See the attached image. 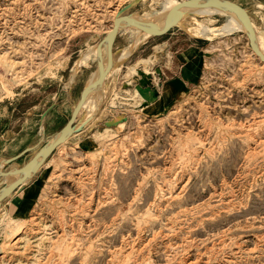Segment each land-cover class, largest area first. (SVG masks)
Returning a JSON list of instances; mask_svg holds the SVG:
<instances>
[{"label":"rangeland","instance_id":"obj_1","mask_svg":"<svg viewBox=\"0 0 264 264\" xmlns=\"http://www.w3.org/2000/svg\"><path fill=\"white\" fill-rule=\"evenodd\" d=\"M239 1L264 36V0ZM160 3L0 0L7 148L35 147L22 156L32 159L70 117V104H59L35 124L73 83L80 53L106 38L116 16L137 14L133 20ZM229 17L192 15L161 49L142 55L141 70L160 91L155 109L135 108L137 73H119L130 86L118 83L110 111L55 147L57 166L42 168L29 213L0 216V264H264V62L237 26L205 38L197 24L217 31ZM58 103H67L64 95Z\"/></svg>","mask_w":264,"mask_h":264},{"label":"water","instance_id":"obj_2","mask_svg":"<svg viewBox=\"0 0 264 264\" xmlns=\"http://www.w3.org/2000/svg\"><path fill=\"white\" fill-rule=\"evenodd\" d=\"M228 7L224 10L229 15L237 16L236 12L240 15V20L246 30V38L248 40V46L251 51L264 62V51H262L256 44V29L253 19L248 9L239 0H184L178 2V4L164 6L159 5L149 9L143 16L142 28L140 38L135 46H130V43L116 44V38L119 34L118 21L122 20L121 16H116L112 22L111 32L103 40L98 41L90 50L83 52L74 62V70L72 80L75 81L78 73L81 58L88 56V76L83 84L80 98L83 94L87 93V105L85 112L80 116L79 120L74 121V115L78 109V102L74 104L72 114L66 121L64 126L57 131L39 150L34 161L31 165L27 164L19 168L10 170L8 173H0L4 176H15L26 170L29 166L28 174L21 181H14L11 184L0 188V199L6 196L16 194L26 187H28L36 174L45 165L54 151L55 147L63 142H70L76 139L98 116L101 109V95L103 91L102 82L106 74L110 69L117 68L124 65L133 57L138 55L143 49L158 35L163 34V31H150V27L155 22L156 18L161 14L170 15V18L166 24L165 30H170L176 22L184 17H188L197 14L203 10L214 9L223 10V7ZM104 49H110L116 56L110 61L101 63L100 53ZM137 84L135 90L138 95L143 99V104L153 102L156 99L157 93L155 89L150 87V75L138 70ZM90 103L93 104V108L90 107ZM27 148L19 152L17 155L9 158L6 164H10L15 160L22 157L29 150L34 149Z\"/></svg>","mask_w":264,"mask_h":264},{"label":"crops","instance_id":"obj_3","mask_svg":"<svg viewBox=\"0 0 264 264\" xmlns=\"http://www.w3.org/2000/svg\"><path fill=\"white\" fill-rule=\"evenodd\" d=\"M177 1L181 2V1H184V0H177ZM161 4L162 3H160L158 5H161ZM155 6H157V5L156 4L151 5L148 9H146L145 11H142V13H140V14L141 15H145L146 12L150 8L155 7ZM129 8H131V6H129ZM133 8H134V5H133ZM194 15H200V14H194ZM120 16L122 17V20L118 21L119 34H118V36L116 38L115 43L116 44L130 43L131 45L135 46V43L137 41H139L141 28L140 29L129 28V29H131L133 31V38L128 39L126 35H127V30H129V29H126L125 26H127L128 21L131 18H133L134 16H137V14H135V15L133 14L132 15V13H130V14L124 13V14H122ZM138 16H140V15H138ZM189 17H192V15L179 19L176 22V24L170 30H167V31H165V29H163L166 26L161 27V28L150 27V31H158L159 29H163L164 33L161 34V35H158L156 38H154L143 49V51H141L140 54H138L135 57H133L127 63H125L124 65H121V66H119L117 68L110 69V71L106 74V76H105V78L103 79V82H102L103 91H102V95H101L102 104H101L100 112H99L97 118L88 127H90L92 124H94L96 121H98L100 116H102L103 114H106V113H108V111H110V108H108V103H109V100H110V96H112V92H114L116 90V88L118 86V83H119L120 86L123 85L124 88H126L123 91H126L127 88L130 86L129 79H125L123 77V73L127 72L132 67L135 68L136 72L138 70H141V66H142L141 65V61H146L147 60V59L140 60L142 55L146 54V52H151V51L154 52L155 49H161L160 45L162 44L161 43L162 40L164 38L170 36V34L172 35L174 33V30H175L176 26L178 27L179 25L184 23L187 20V18H189ZM110 28H112V25H111ZM255 28H256V25H255ZM109 33L110 32H107L106 35H108ZM94 45L88 47L85 51H87L88 49L92 48ZM85 51H83V52H85ZM82 53H80V55ZM180 55H182V54H180ZM100 58H101V63H105L107 61L112 60L113 58H116V56L111 50L104 49L100 53ZM86 59H88V58H86ZM86 59L83 60L85 64L83 62L79 63L80 64V68H79V73H78V76H77L76 80L73 81V83L64 86L62 88V90L59 93L56 94V100L54 99L53 102H50V104H48L49 106L46 108V110H43L41 112V114L38 116V119H37L35 124H37V122H39L42 118H43V120L47 119V121H49V118L53 117L55 115L53 113L49 114L53 110V106H59V104H60L61 107H63L65 104L66 105L70 104L69 105V111H70L69 112V116H71L73 106L79 100L81 92H82L83 84H84V82H85V80H86V78L88 76V70H87L88 69V60H86ZM177 59H180V58L178 57ZM150 60L151 59H149V62H150ZM72 70H74V67H73ZM141 71H143V70H141ZM155 71H156V73L158 75V79L160 81L162 80L163 82H165L167 80L166 76H167L168 73L165 70H163L162 68L161 69L157 68ZM120 72H123L122 75L119 74ZM143 72H145V71H143ZM147 74L150 75V87L152 89L156 90V93H157L156 99L153 102L147 103L146 105L143 104V99H140L137 102V105H136L135 108H139V110L151 111V110L155 109L156 107L160 106V98H161V96H160V91L158 90V88H156L154 86L156 84V82H155L156 78H155V80L154 79L152 80L153 77L151 76V74L150 73H147ZM138 78H139V76H136V78H134V80L137 82ZM72 79L73 78H71V80ZM63 95H64V99L66 100L67 103H58L59 100L61 99V96H63ZM86 102H87V100H86ZM83 107L86 108V105L85 104L82 105V107H81V109L78 112L76 117L80 118L81 110H82ZM120 111H122L121 113H122V115H124L123 114L124 113L123 107H120ZM41 122H42V120H41ZM63 126H64V124L62 125V127ZM88 127L80 135H82L88 129ZM2 138H3V136L0 135V173H2V174L8 173L12 169L19 168L21 166L29 164L30 161L37 155L36 154L35 156H33L32 159H30V160H24L21 157V158L15 160L14 162H12L10 164H6V161L9 158L17 155L21 151H16L14 153L11 152V149L7 148V141H1ZM44 166L42 167L43 169H44ZM42 168L36 174V176L34 177L32 183L28 187H26L25 189H23L22 191H20V192H18L16 194H13V195H10V196H6V197H3V198L0 199V216H3L5 214H7L11 218L21 219L22 217L26 216L29 213V211L31 210V207H32V203L35 200V195H34L35 182L38 179V176L40 175V173L42 171ZM22 174H23V172H21L19 174H16L15 176H11V177L8 176V181H9V178L12 180V182L21 181L23 179ZM2 177L3 176L0 174V179H2ZM9 184H10V182H9ZM4 185L5 184H2L0 186V188L4 187Z\"/></svg>","mask_w":264,"mask_h":264},{"label":"bare ground","instance_id":"obj_4","mask_svg":"<svg viewBox=\"0 0 264 264\" xmlns=\"http://www.w3.org/2000/svg\"><path fill=\"white\" fill-rule=\"evenodd\" d=\"M174 4H178V2L176 1V0H165V4H164V6H170V5H174ZM227 8H229V6L227 7H223V10L222 11H220V10H214V9H207V10H203V11H201V12H199V13H197V14H205V15H209V14H213V13H226L224 10H226ZM236 12V14H237V16H235V15H230V17H229V20H228V22H226V23H224V24H222L220 27H219V30H217V31H214V29L213 28H211V26L209 27V26H207V25H204V24H202L201 22H198L197 24H198V27H199V29H201L202 31H203V33L201 34L202 36H204L206 33H208V32H212L213 34L215 33V32H218L219 33V31H224V32H229L232 28H233V26L235 25V26H237L239 29H241L242 30V32L244 33V34H246V30H245V28H244V26H243V24H242V22H241V18H240V15L237 13V11H235ZM160 17V18H159ZM169 18H170V15H160V16H158L157 18H156V20H155V22L152 24V26L151 27H153V28H161V27H164V26H166V24H167V22H168V20H169ZM142 21H143V16H141V17H136L135 19H133V20H129L128 21V24H127V26H125V28L126 29H129V28H141L142 27ZM112 22H113V19H112ZM196 24V23H195ZM111 25H112V23H111ZM152 28V29H153ZM236 27H234L233 29H235ZM232 29V30H233ZM201 31V32H202ZM108 32H111V28H109V30H108ZM139 32V31H138ZM234 32V31H233ZM240 32V31H239ZM241 32V33H242ZM257 32V31H256ZM232 33V32H231ZM216 34V33H215ZM200 35V36H201ZM228 35V34H227ZM205 37V36H204ZM208 37V36H207ZM206 38V37H205ZM216 38H218V37H216ZM137 44V42L135 43V45ZM256 44L258 45V47L262 50V51H264V36H262L260 33H257L256 34ZM131 46H133V45H131ZM110 50V49H109ZM88 57V56H87ZM84 60V59H83ZM81 61L80 63H84V61ZM145 62V61H144ZM85 64V63H84ZM136 66V65H135ZM146 68V67H145ZM143 71H145V70H143ZM136 72V70H135V68L134 67H132V68H130L127 72H126V74L127 75H131V74H134ZM146 73H147V71H145ZM14 75V74H13ZM17 76V75H16ZM18 78H20V77H18ZM155 80V78L153 77L152 78V80ZM19 80V79H18ZM22 82H23V80H22ZM21 82V83H22ZM18 83V82H17ZM4 91H6V90H4ZM133 93V92H132ZM117 95V94H116ZM133 95V94H132ZM135 95L137 96L138 94H136V92H135ZM87 96H88V94L87 93H85V94H83V96H82V98L80 99V101L78 102V109H77V111H76V113H75V115H74V121H75V119H76V116H77V114H78V112L80 111V109H81V107H82V105L84 104V102H85V100L87 99ZM135 97V96H134ZM134 97H132V98H134ZM138 97L140 98V99H142L139 95H138ZM126 98V97H125ZM130 98H131V96H130ZM137 99V98H136ZM142 104V103H141ZM120 125V124H119ZM68 144V142H63V143H61V144H59L58 146H56V147H62V146H65V145H67ZM62 152V151H61ZM36 157V156H35ZM35 157L30 161V164L29 165H31L32 164V162L34 161V159H35ZM45 165L46 166H57V163H56V160H55V158L53 157V155H52V157H50V159L45 163ZM28 170H29V166L26 168V170L25 171H23V174H22V177L23 178H25L26 176H27V174H28ZM50 173V172H49ZM9 182H10V184L11 183H13L12 182V180L10 179L9 180ZM14 208V207H13ZM13 222H15V220L13 221ZM20 232H21V230H20V227H17L16 228V230H15V233H14V237H16V236H19V234H20ZM6 233H7V231H6ZM5 233V234H6ZM12 233V232H11ZM13 237V238H14ZM0 251H1V249H0Z\"/></svg>","mask_w":264,"mask_h":264}]
</instances>
